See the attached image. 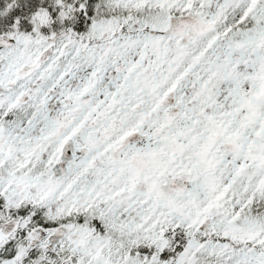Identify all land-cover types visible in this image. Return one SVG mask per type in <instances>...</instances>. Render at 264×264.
<instances>
[{"label": "snow or ice", "instance_id": "1", "mask_svg": "<svg viewBox=\"0 0 264 264\" xmlns=\"http://www.w3.org/2000/svg\"><path fill=\"white\" fill-rule=\"evenodd\" d=\"M0 264H264V0H0Z\"/></svg>", "mask_w": 264, "mask_h": 264}]
</instances>
